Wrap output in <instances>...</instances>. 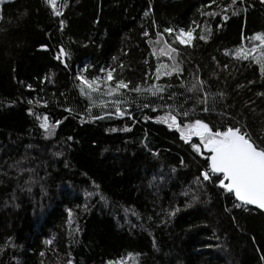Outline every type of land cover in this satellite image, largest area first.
<instances>
[{"label": "trees", "instance_id": "trees-1", "mask_svg": "<svg viewBox=\"0 0 264 264\" xmlns=\"http://www.w3.org/2000/svg\"><path fill=\"white\" fill-rule=\"evenodd\" d=\"M66 3L61 15L46 0L1 5L0 264H110L128 252L136 264H264V212L220 175L203 180L207 149L165 122L240 127L264 143V72L230 53L264 34V0ZM180 28L195 29L190 44ZM101 68L128 85L124 115L81 92L78 76Z\"/></svg>", "mask_w": 264, "mask_h": 264}, {"label": "snow or ice", "instance_id": "snow-or-ice-1", "mask_svg": "<svg viewBox=\"0 0 264 264\" xmlns=\"http://www.w3.org/2000/svg\"><path fill=\"white\" fill-rule=\"evenodd\" d=\"M46 2L52 7L55 15H61V12L57 10V0H46ZM235 2V0H233ZM64 6H67L66 0ZM148 13L146 12L145 15ZM209 15H215V13H208ZM63 21L61 25L63 26ZM174 29L165 28L164 32L172 34ZM195 31L193 28H189L187 33L184 28H180L175 35V39L181 45H187L192 42V33ZM145 36L148 35L147 32L144 33ZM163 34L156 33L157 42L162 41ZM207 35L201 33L199 35L200 40H207ZM254 41L260 42V47L264 49V34L257 33L251 38ZM165 47L160 49V54L170 56L171 53H175L177 50L163 41ZM256 45L253 46L251 52L256 51ZM63 53V49H61ZM249 50L243 47L236 50V57L239 59H248ZM59 59V56L57 57ZM257 63L261 65L262 72H264V52L258 57H255ZM226 67V66H225ZM161 68L165 69L163 75H171L172 72L178 71L179 66L173 63L169 69L168 65H157L156 75L157 79L161 74ZM102 73L106 72V75L101 77H93L91 80L86 77L79 75L78 79L81 82V92L91 97L93 92L100 91V84L98 81L101 79L104 83V88L106 89L107 95H112L121 89L127 88L128 85L123 80L116 82L115 88L110 86L113 79V70L101 68ZM202 83V82H201ZM85 87L87 92H85ZM197 87L196 84L193 88ZM133 91L140 92L141 89L137 86L132 89ZM151 91L153 95L163 89L159 86L147 89ZM207 110V109H205ZM117 114L124 115L119 108H117ZM184 117H188V113H183ZM45 123L41 124V127L49 129L47 124V117L45 116ZM171 121L169 127L176 126L180 130L181 138L184 140H189L192 136L199 137L201 143L192 144V148L195 152L200 153L202 149H207L209 169L211 173L222 174L223 178L220 176L215 177L218 180L219 185L229 193H234L235 197L245 204L257 205L259 208L264 209V143H256L251 137L243 131L240 127L229 126L225 130L221 131L219 129L213 131L207 123L201 120H195L191 123H184L181 126V122L177 121V117L168 114L165 122ZM59 123V122H57ZM50 130V129H49ZM71 139V137H69ZM208 170L201 173L203 180L208 181L213 177L210 175ZM199 179V178H198ZM240 205H237L239 207ZM71 215V212H69ZM50 243V241H47ZM131 257L132 254L129 253ZM71 264V261L68 262Z\"/></svg>", "mask_w": 264, "mask_h": 264}, {"label": "rangeland", "instance_id": "rangeland-1", "mask_svg": "<svg viewBox=\"0 0 264 264\" xmlns=\"http://www.w3.org/2000/svg\"><path fill=\"white\" fill-rule=\"evenodd\" d=\"M6 1V0H0V11H1V5L2 3ZM1 14V13H0ZM186 32V31H185ZM187 33V32H186ZM176 35V34H175ZM254 35H252V37H254ZM251 37V38H252ZM250 43L249 44H242L241 46L237 47L236 49H233L230 53L234 56L235 53H236V50L243 47L244 49H247L249 50V57L253 58L254 56L256 57L257 55H259L258 52H256L253 56H251V49L253 48V46L255 45L254 43V40L250 39L249 41ZM259 42V41H257ZM258 45H260V42L258 43ZM258 53V54H257ZM106 70H108V68H105ZM163 70H161V75H163ZM106 75V72H104L102 75H98L96 77H101L103 78V76ZM91 80V79H90ZM80 81V80H79ZM116 80H114V78L112 79L111 82H109L111 84V86L113 88H115L116 86ZM98 83L100 84V91L98 92H93L91 94V98H94L96 102H99V104H103V106L105 108H109V109H113L115 110V113L117 114V108H120V105H121V102L119 100V95H120V92L123 93L124 91L121 89L119 90L118 92L116 93H113L112 95H107L106 94V89L104 88V83H103V80L101 79L100 81H98ZM86 88V87H85ZM85 92H87V88L85 89ZM88 96V95H87ZM89 97V96H88ZM129 253L132 254V256L130 257L129 256ZM110 264H136V254L133 253V252H128L123 258H120V259H117V260H112L109 262Z\"/></svg>", "mask_w": 264, "mask_h": 264}, {"label": "water", "instance_id": "water-1", "mask_svg": "<svg viewBox=\"0 0 264 264\" xmlns=\"http://www.w3.org/2000/svg\"><path fill=\"white\" fill-rule=\"evenodd\" d=\"M62 57H64V53H62ZM217 174H219V173H217ZM220 175L222 176V174H220ZM222 178H223V177H222ZM232 195L235 197V194H234V193H232ZM235 198H236V197H235ZM236 199H237V198H236ZM237 201H239V200L237 199ZM239 202L242 203L241 201H239ZM247 205L252 206V207H254V208H256V209H258V210L264 212V209L259 208L257 205H253V204H247Z\"/></svg>", "mask_w": 264, "mask_h": 264}, {"label": "built area", "instance_id": "built-area-1", "mask_svg": "<svg viewBox=\"0 0 264 264\" xmlns=\"http://www.w3.org/2000/svg\"><path fill=\"white\" fill-rule=\"evenodd\" d=\"M206 170H208V167L206 168ZM209 171V170H208Z\"/></svg>", "mask_w": 264, "mask_h": 264}]
</instances>
